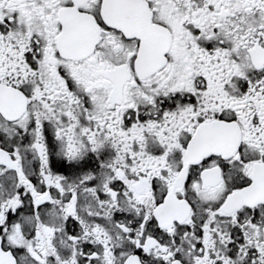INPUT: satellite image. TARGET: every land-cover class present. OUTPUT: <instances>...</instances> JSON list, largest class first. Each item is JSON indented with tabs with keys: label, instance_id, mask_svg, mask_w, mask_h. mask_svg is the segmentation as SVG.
<instances>
[{
	"label": "snow or ice",
	"instance_id": "snow-or-ice-1",
	"mask_svg": "<svg viewBox=\"0 0 264 264\" xmlns=\"http://www.w3.org/2000/svg\"><path fill=\"white\" fill-rule=\"evenodd\" d=\"M0 264H264V0H0Z\"/></svg>",
	"mask_w": 264,
	"mask_h": 264
}]
</instances>
